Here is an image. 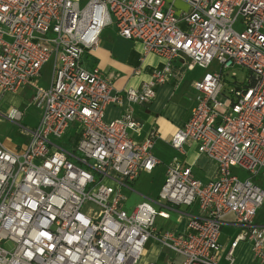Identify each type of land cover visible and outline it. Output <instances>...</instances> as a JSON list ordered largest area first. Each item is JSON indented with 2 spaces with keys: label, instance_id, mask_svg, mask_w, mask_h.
Wrapping results in <instances>:
<instances>
[{
  "label": "built area",
  "instance_id": "built-area-1",
  "mask_svg": "<svg viewBox=\"0 0 264 264\" xmlns=\"http://www.w3.org/2000/svg\"><path fill=\"white\" fill-rule=\"evenodd\" d=\"M111 25L141 45V66L164 62L139 89L118 91L85 62ZM176 61L205 73L191 118L170 141L178 156L155 202L165 210L145 201L128 213L126 191L161 164L134 106L176 78ZM49 64L52 80L41 87ZM24 89L41 116L26 129L23 151L0 143V264H140L150 242L180 264H221L225 225L240 230L228 264L242 242L264 264V222H256L264 205V0H0V91ZM109 106L122 116L109 119ZM24 117L17 108L4 116ZM187 146L217 166L215 178L203 181L182 161ZM168 211L187 218L185 232L157 227Z\"/></svg>",
  "mask_w": 264,
  "mask_h": 264
},
{
  "label": "crops",
  "instance_id": "crops-1",
  "mask_svg": "<svg viewBox=\"0 0 264 264\" xmlns=\"http://www.w3.org/2000/svg\"><path fill=\"white\" fill-rule=\"evenodd\" d=\"M117 36L118 39L114 40L113 44L109 39L103 41L104 38L101 35L99 47L87 54L85 62L89 67L98 66L103 74L113 81L116 90L123 91L128 88L139 89L142 83L149 79L150 74L156 68L161 67L164 62L157 57H150L146 63L141 66V45L137 42L124 39L118 35V33ZM89 56H91V61L88 60ZM140 67L142 68V74L136 75L135 71ZM175 68L177 72L176 78L160 86L151 103L134 106L135 117L143 125L144 132L142 138L151 135L155 139L153 152L160 160L161 164L154 172L159 168L163 169V183L167 166L172 163L174 157L178 156V152L170 144L171 138L179 129L184 127L186 122L191 118L196 106L197 97L194 84L200 80L205 73V71L200 68L204 73L200 72L194 75L195 73L193 72L199 67L195 68L193 71H187L186 69L182 70V68H180V61L175 62ZM49 84L43 87H47ZM5 95L0 93V102ZM107 114L109 119L115 120L122 116L123 111L118 106H109ZM40 116L41 114L38 117L37 123ZM186 150L187 153L182 156V161L193 167L194 173L198 178L203 181H209L216 177L217 166L213 162L205 157L199 158L195 146H187ZM199 173L202 176H200ZM132 192L138 193L135 186H133V191H126L127 197L128 193ZM182 211L184 210L182 209ZM168 212L171 215L173 211ZM174 213L183 220L184 224H182L183 226L181 229L177 228V226L168 229L177 232H185L187 218L181 216L177 212ZM171 218L172 215L170 219ZM155 261L159 262V264H178L173 262V260L161 262L159 258L149 261L147 264H151Z\"/></svg>",
  "mask_w": 264,
  "mask_h": 264
},
{
  "label": "rangeland",
  "instance_id": "rangeland-1",
  "mask_svg": "<svg viewBox=\"0 0 264 264\" xmlns=\"http://www.w3.org/2000/svg\"><path fill=\"white\" fill-rule=\"evenodd\" d=\"M86 0H82L85 2ZM119 35V34H118ZM102 37L103 41L109 39L110 42L114 44V40L118 39L117 30L114 25L106 27L103 31ZM89 61H91V56H89ZM51 65H47L44 67L42 71V77L40 78L39 85L41 87L49 84L52 78V69ZM204 73L200 68H197L193 73L197 75L199 73ZM238 74V81H241L243 78V74L240 70H235ZM227 74V75H226ZM233 72L229 71L225 73V78L229 82H234V78L232 77ZM1 93V91H0ZM18 95L6 94L3 100L0 102V143H2L7 149L13 152L23 151L29 143V134L27 130H32L37 125V120L40 113V110L32 104V95L33 92L30 89H25L23 92H19ZM221 101H224L222 97L219 98ZM17 108L19 110L24 111L25 117L21 122H12L4 118V116L12 109ZM242 177H246L243 171H239ZM200 175V173H199ZM202 176V175H200ZM163 169L159 168L153 174H147L145 172L141 173L137 182L134 184L135 189L138 193H128L127 201L124 203V209L131 213L138 204L150 201L156 210H165V208L160 207L155 202L159 200V192L161 191L163 184ZM163 204L166 202L163 201ZM95 208V207H94ZM184 211L187 210L186 207L182 208ZM172 218L168 221L158 218L157 227L164 229H171L173 226H177V228L181 229L182 224H184L183 220L178 217V215L174 212H171ZM231 218L229 219V221ZM256 222H264V205L259 209V212L256 217ZM240 230L235 226H223L222 228V251H221V264H228L226 261L227 249L229 248L230 242L234 239ZM156 258L160 259V261H169L173 260V262L180 264L181 257L175 255L173 252L169 251L166 248L161 247L158 242H150L147 245V251L140 262V264H147L149 261L156 260ZM236 264H259L258 262L253 261V255L249 244L246 242H242L239 248L235 251Z\"/></svg>",
  "mask_w": 264,
  "mask_h": 264
}]
</instances>
